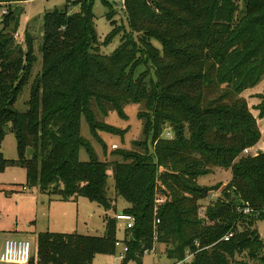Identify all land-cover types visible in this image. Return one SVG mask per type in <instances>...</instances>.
I'll list each match as a JSON object with an SVG mask.
<instances>
[{"label": "trees", "instance_id": "obj_1", "mask_svg": "<svg viewBox=\"0 0 264 264\" xmlns=\"http://www.w3.org/2000/svg\"><path fill=\"white\" fill-rule=\"evenodd\" d=\"M26 1L0 0L8 7L0 33V164L22 166L28 181L57 200L85 197L105 211L125 202L122 211L135 222L125 230L123 260L141 264L156 242L171 261L191 249L197 252L190 264H264V242L253 226L264 216V149L243 153L260 141L264 98L254 116L242 96L264 77V0H125L129 30H113L109 38L119 33L120 43L110 55L100 53L92 1L78 0L43 16L40 59L28 25L23 44L14 37L21 9L11 6ZM103 2L110 17L113 9ZM130 104L141 106L137 117L143 132L152 131V152L145 135L137 144L144 155L116 150L121 161L100 160L80 133L81 117L101 142L99 133L116 130L97 119L94 106L124 118ZM166 130L171 138L163 137ZM8 132L16 141L12 161L1 155ZM217 168L229 169L231 180L209 198L222 185L197 180ZM245 203L260 215L240 213ZM103 221L102 235L38 233V262L92 264L99 254L112 255L116 221L106 214Z\"/></svg>", "mask_w": 264, "mask_h": 264}, {"label": "rangeland", "instance_id": "obj_2", "mask_svg": "<svg viewBox=\"0 0 264 264\" xmlns=\"http://www.w3.org/2000/svg\"><path fill=\"white\" fill-rule=\"evenodd\" d=\"M78 0H29L22 4L12 5L11 9L20 8V17L17 30L14 35L18 43L23 44V34L26 26L34 36L33 54L40 59L38 52L40 35L39 28L42 25V18L45 14L55 10L60 11L66 5H71ZM92 13L94 14V27L99 42V50L102 55H110L115 51L120 43V34L117 33L111 38L113 30L117 27L129 30L126 18L122 10L118 7V2L114 0H105L113 9L110 14V9L105 5L103 0H91ZM7 9V10H6ZM10 9V10H11ZM72 8V10H74ZM8 11V7L0 6V33L4 25L2 18L4 12ZM10 28H6L5 33L10 34ZM155 46L159 43L153 41ZM39 63L35 65L32 71L34 76L39 71ZM264 79V77H263ZM264 80L259 81L254 87L248 88L243 92L245 98L254 116H257L258 110L255 108L260 103V97L264 98ZM28 93L24 91L18 98L16 103L17 108H23V101L27 99ZM255 108V109H253ZM94 111L97 114V119L104 121L111 128L116 130L115 133H99L100 141H96L90 134L88 125L81 117L80 133L89 142L90 147L95 152L96 156L103 161H121L122 156L114 154L116 150L121 153L134 152L144 155L147 150L152 152V131L148 134L143 132V121L137 117V112L141 106L136 104L126 105L124 107L125 117L118 116L115 111H108L106 115L97 111L94 106ZM259 126L261 131L260 141L257 146L251 147L253 152H260V146L264 141V114L259 119ZM163 133V137L166 135ZM147 135L148 149L137 145L145 140ZM2 159L5 161H12L17 158L16 141L14 135L8 132L1 145ZM252 155V154H246ZM26 156H30V151H26ZM80 160L86 161L88 156L82 148L79 152ZM159 170H162L160 167ZM231 180V171L229 169L217 168L210 173L202 175L197 182L203 187H214L222 185L219 192L224 188L223 185L228 184ZM108 184L113 186L111 172L109 173ZM23 187H26L24 190ZM219 195V194H218ZM209 198H216L217 196L209 195ZM209 200V199H207ZM114 209L105 211L101 206L89 201L85 197H79L77 201H61L55 200L39 189V186L27 180L26 170L18 165L11 164V162H3L0 164V253L3 249L5 239L25 237L32 245V256L38 262L37 244L35 242V234L40 232H54V233H69L76 231L85 235H102L104 233V215H108L111 219L114 213L122 211L126 203L117 200L114 203ZM264 242V216L258 218L253 225ZM127 238L130 233L126 232ZM125 236L124 225L116 222V239L123 243ZM120 254L124 258L126 253L122 251V246L115 247V252L112 255L99 254L95 256L92 264H137L132 259L121 260ZM170 260L166 258L165 248L159 243H154L151 249L144 252L141 264H168ZM0 264H4L0 262Z\"/></svg>", "mask_w": 264, "mask_h": 264}, {"label": "built area", "instance_id": "obj_3", "mask_svg": "<svg viewBox=\"0 0 264 264\" xmlns=\"http://www.w3.org/2000/svg\"><path fill=\"white\" fill-rule=\"evenodd\" d=\"M114 1L118 2L119 4L118 7L120 9L123 10L125 8V0H114ZM165 135L169 138L172 137L170 130H166ZM243 153L245 155L246 154L257 155L259 152L257 151L253 152L250 148H246L243 150ZM23 189L25 190L26 187H23ZM218 194H219V191L212 195L217 196ZM238 211L246 215H249V214H254L257 216L260 215V212L251 208L248 203H245L241 207H239ZM262 213L264 214V210ZM113 218L115 219L116 222H120L124 225V230H130L133 227L134 222H135V217L133 215L123 212V211L114 213ZM158 223H159V220L155 219L154 224H158ZM232 236H233V232H229L226 235H224L222 240L227 241ZM195 245L197 246L198 244L196 243ZM119 246H122V251L124 253L128 251V247L124 242L120 243L119 240H116L115 247H119ZM196 252L197 251H192L191 249H186L182 259L176 260V261L170 260V263L168 264H190ZM119 257L121 260L124 258L123 254H120ZM31 259H32V245L27 239L11 238V239L5 240L3 244V249L0 253V262L6 263V264H29Z\"/></svg>", "mask_w": 264, "mask_h": 264}, {"label": "crops", "instance_id": "obj_4", "mask_svg": "<svg viewBox=\"0 0 264 264\" xmlns=\"http://www.w3.org/2000/svg\"><path fill=\"white\" fill-rule=\"evenodd\" d=\"M262 80H264L263 78H262ZM242 96H243V93H242ZM251 108V107H250ZM253 111V110H252ZM259 121V120H258ZM260 121H261V118H260ZM259 123V122H258ZM259 125V124H258ZM259 128H260V126H259ZM260 133H261V131H260ZM263 149H264V141H263V144L260 146V152H262L263 151ZM55 199V198H54ZM55 200H57V199H55ZM78 200V198L76 199V201ZM72 201V200H71ZM36 237H37V233L35 234V242H36ZM20 238H24V239H26L25 237H22V236H20ZM6 240V239H5ZM32 260H33V264H40L39 262H37L36 260H35V258H33V256H32ZM4 264H6V263H4Z\"/></svg>", "mask_w": 264, "mask_h": 264}]
</instances>
